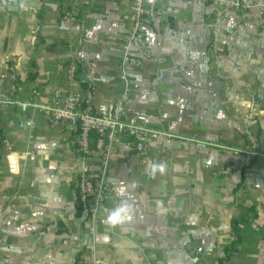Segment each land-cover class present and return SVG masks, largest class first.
<instances>
[{"label": "crops", "instance_id": "obj_1", "mask_svg": "<svg viewBox=\"0 0 264 264\" xmlns=\"http://www.w3.org/2000/svg\"><path fill=\"white\" fill-rule=\"evenodd\" d=\"M218 1H145L157 16L144 28L149 57L132 52L141 62L128 71L127 107L180 139L148 150L119 141L108 199L91 225L77 220L66 136L37 112L0 111V264H73L92 254L99 264H212L231 246L227 264H264V159L247 165L241 153L248 136L264 153V0H241L256 8L215 22ZM73 3L0 0V77L14 97L81 92L76 78L69 83L73 57L97 103L126 88L119 66L132 0ZM121 207L128 211L114 221Z\"/></svg>", "mask_w": 264, "mask_h": 264}, {"label": "built area", "instance_id": "obj_2", "mask_svg": "<svg viewBox=\"0 0 264 264\" xmlns=\"http://www.w3.org/2000/svg\"><path fill=\"white\" fill-rule=\"evenodd\" d=\"M2 1V0H1ZM146 0H132L133 26L131 33L123 47V54L119 66V80L126 87L128 71L139 66L141 60L132 54L138 49L142 58L149 57L144 28L157 16V12L145 4ZM220 7L216 10V22L226 12H241L256 6L244 5L241 0H220ZM90 0H74L76 9L86 8ZM259 28L264 31V15L259 11ZM72 18V15H66ZM79 61L72 58L69 66V83L76 78L82 91L79 93L52 91L47 97L33 91L27 100L14 97L6 89L4 79L0 77V111L17 109L21 113L29 111L42 115L46 123L56 127L66 136L71 146L72 155L76 159L71 177V196L77 212L79 223H90L97 220L99 211L108 199V185L106 170L112 156L117 157L116 145L124 138L132 139L136 144L148 150L150 145L162 138L180 139L179 137L155 129L148 116L127 107L129 100V87L121 95L108 104L96 102L94 89L83 77H77ZM248 147L241 151L245 156V164L254 159H264V153L257 148V141L248 136ZM100 164L101 170L94 174L91 164ZM219 175L227 176L229 169L218 171ZM91 227V226H90ZM92 231V228H90ZM92 254V253H91ZM73 264H99L93 257L86 259L83 255L73 261ZM212 264H219L214 261Z\"/></svg>", "mask_w": 264, "mask_h": 264}, {"label": "clouds", "instance_id": "obj_3", "mask_svg": "<svg viewBox=\"0 0 264 264\" xmlns=\"http://www.w3.org/2000/svg\"><path fill=\"white\" fill-rule=\"evenodd\" d=\"M157 169H159L161 172H163L164 166L163 165H153L152 166L153 173H155V171ZM127 211H128V209H126L124 207L118 208L115 210V212L111 213V219H113L114 221L122 219L123 218L122 214L126 215Z\"/></svg>", "mask_w": 264, "mask_h": 264}, {"label": "trees", "instance_id": "obj_4", "mask_svg": "<svg viewBox=\"0 0 264 264\" xmlns=\"http://www.w3.org/2000/svg\"><path fill=\"white\" fill-rule=\"evenodd\" d=\"M235 252V246L228 247L224 250L223 258L219 259V264H227L231 258V255Z\"/></svg>", "mask_w": 264, "mask_h": 264}]
</instances>
